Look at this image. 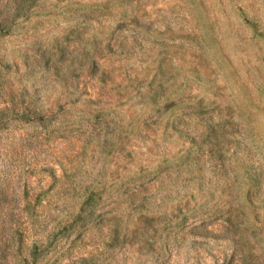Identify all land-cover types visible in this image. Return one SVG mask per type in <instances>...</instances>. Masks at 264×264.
<instances>
[{"label":"rangeland","instance_id":"rangeland-1","mask_svg":"<svg viewBox=\"0 0 264 264\" xmlns=\"http://www.w3.org/2000/svg\"><path fill=\"white\" fill-rule=\"evenodd\" d=\"M0 264H264V0H0Z\"/></svg>","mask_w":264,"mask_h":264}]
</instances>
